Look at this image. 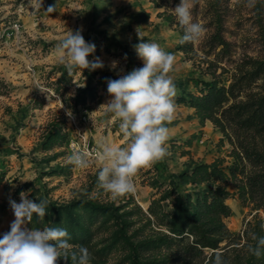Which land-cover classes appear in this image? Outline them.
I'll use <instances>...</instances> for the list:
<instances>
[{
    "label": "rangeland",
    "instance_id": "374dc122",
    "mask_svg": "<svg viewBox=\"0 0 264 264\" xmlns=\"http://www.w3.org/2000/svg\"><path fill=\"white\" fill-rule=\"evenodd\" d=\"M47 2L54 10L48 21L38 22L33 15L42 9L37 7L38 0H8L12 5L11 18L18 15L16 11L21 4L22 24H26L24 16L29 15L36 27L23 24L33 49L31 55L23 46L12 43L0 55V237L10 231L14 220L9 200L19 203L23 191L34 201L41 198L49 201L45 217L41 219L34 214L25 227L67 229L73 248L84 246L91 253L89 264H171L178 261H163L162 257L169 253L165 244L139 243L157 229L166 231L165 226L149 221L147 207L168 188L171 195L158 205L171 212L177 194L185 198L189 193L192 202L208 185L218 188L230 206V214L223 220L232 235L240 236L239 243L233 240L234 247L245 241V229L255 234L256 223L264 217V211L244 190L242 165L248 169L251 163L244 159L238 164L235 151L239 148L234 149V141L239 132L244 142L264 148V133L236 132L228 127V136L209 118L202 119L188 100L181 99H188V93L200 94L214 81L203 62L213 29L208 0H189L193 22L202 23L206 33L200 41L191 42L188 53L179 48L182 34L174 8L180 1L166 0L165 7L154 6L150 0ZM223 2L227 7L223 11L222 31L229 50L219 58L220 65L211 67L216 74L222 66L232 69L247 56H264L258 34L259 23L264 22L263 9L258 15L257 7H247L246 0ZM61 13L70 19L56 24ZM69 29H82L85 41L95 45L88 59L99 58L104 65L93 71L83 70L87 87L84 101L76 100L84 87L78 88L72 82L83 81L80 70L68 74L57 61V47ZM138 33L146 42H155L175 56L169 73L177 89L175 119L167 125L170 129L167 156L141 169L135 177V193L114 203L97 187L95 166L80 169L65 163L70 154L67 143L74 136V119L83 128L87 145L94 149L102 141L121 144L119 122L113 123L110 117L102 115L99 107L111 98L107 93L108 79H118L143 66L134 47L141 42ZM206 56L215 57L213 52ZM30 58L35 62L32 69L27 67ZM113 61L117 62L115 68ZM229 78L230 73L223 72L215 77V82L227 85ZM257 83L261 80L252 84L254 88ZM204 165L209 169L206 178L200 172V166ZM171 247L175 252L177 244ZM235 253L236 250H230L231 255ZM254 261L264 264V250L261 258ZM57 264L66 262L61 258Z\"/></svg>",
    "mask_w": 264,
    "mask_h": 264
},
{
    "label": "clouds",
    "instance_id": "9594fccd",
    "mask_svg": "<svg viewBox=\"0 0 264 264\" xmlns=\"http://www.w3.org/2000/svg\"><path fill=\"white\" fill-rule=\"evenodd\" d=\"M255 3L256 0H246L247 7H254ZM191 7L189 0H180L174 8L184 33L180 43L198 42L206 33L202 23L193 22ZM47 10L54 9L49 7ZM81 31L69 29L57 47V61L68 74L74 69L80 70L83 81H72L78 88L86 87L84 69L93 71L104 66L99 58L88 59L95 51V45L86 42ZM138 36L141 42L134 47L143 66L118 79H108L107 93L111 98L99 107L102 115L110 117L113 123L119 122V132L123 136L121 144L102 141L91 152L87 147L73 146L65 159L66 164L75 168L95 166L97 187L114 203L135 193V177L141 169L151 167L167 156L166 144L170 139L167 125L175 119L177 89L169 76L175 56L155 42H146L139 33ZM116 64L113 61L112 67ZM19 195V203L9 200L14 220L10 231L0 237V264H57L61 258L66 264L69 261L71 264H89L91 253L84 246L74 249L67 229L25 227L32 222L34 214L41 219L45 217L49 201L46 198L34 201L23 191ZM251 240L255 243H249L247 251L260 258L264 236L252 234ZM209 259L210 264H224L223 251L216 250Z\"/></svg>",
    "mask_w": 264,
    "mask_h": 264
},
{
    "label": "trees",
    "instance_id": "16d2710c",
    "mask_svg": "<svg viewBox=\"0 0 264 264\" xmlns=\"http://www.w3.org/2000/svg\"><path fill=\"white\" fill-rule=\"evenodd\" d=\"M150 1L154 6L165 7L166 0ZM179 1L175 0L177 3ZM223 1L208 0L207 2L213 20V29L209 35L210 46L206 55L213 52L215 57L212 59L205 55L203 62H206L205 70L211 73L214 81L207 84V89L200 94L188 93V99L184 97L181 99L188 100L202 119L209 118L228 136H230L228 127L235 129L236 132L252 131L254 134L262 135L264 133V56H247L237 61L232 69L222 66L218 74L211 68L213 65H220L219 58L229 50L228 41L222 31L223 11L227 7ZM255 6L256 13L261 15V9L264 11V0H256ZM167 15L172 17L171 13ZM178 27L183 36V29L179 24ZM258 34L264 46L263 21L259 23ZM179 48L188 53L192 49V43L179 42ZM223 72L230 73L229 82L227 85H217L215 77ZM259 80L261 83H257V87L254 88L252 84ZM259 85L262 88H259ZM86 88L79 91L76 100L84 101ZM239 135L238 132L234 141V149L239 148L235 151L236 161L240 164L246 159L251 163L248 169L245 164L242 165L243 187L251 199L256 201V205L264 211V148L259 149L257 145H251L250 141L244 142ZM206 167V165L200 166V172L203 174L201 176H205L204 178L208 177L209 169L207 170ZM195 172L192 173L195 174ZM171 193V189H164L160 197L154 198L147 207L149 221H155L159 227L165 226L167 232L157 229L147 239L140 241L141 245L165 244L169 253L162 257L163 261H178L171 264H210V255L218 249L223 251L224 264H263L260 261H254L261 257L257 258L247 251V245L255 243L251 240L252 235L248 233V230L244 231L245 241L239 247H234L236 245L233 244L235 243L233 240L237 239L236 243H239L240 236L232 235L223 220L224 217L229 216L231 209L218 188L208 185L199 191L192 202L189 193L185 198L177 194L173 201L174 209L169 212L161 209L158 204ZM255 234L258 237L264 236V217L256 223ZM223 240L227 241L221 245L220 242ZM173 243L177 244L175 252L171 247ZM207 248L211 249L209 253H206ZM232 249L236 250V253L231 255ZM243 249L244 251H241ZM137 254L136 250L135 255Z\"/></svg>",
    "mask_w": 264,
    "mask_h": 264
},
{
    "label": "built area",
    "instance_id": "2783aa9c",
    "mask_svg": "<svg viewBox=\"0 0 264 264\" xmlns=\"http://www.w3.org/2000/svg\"><path fill=\"white\" fill-rule=\"evenodd\" d=\"M11 3H8V0H0V55L4 54L5 48L11 44L12 45H19L23 46V49L28 51L31 55L33 52V49L31 48V45L28 43L29 40V35H25V32L23 30V24L20 20V12L24 7L21 4H18L20 8L16 11L17 16L11 18L10 11L11 8ZM37 7H41V10H38L36 14L34 15V19L38 22H46L48 21V17L50 16V13L47 9L50 6V4L47 2V0H40V4L38 3ZM7 38H10L8 41ZM35 65V62L30 58L29 64L27 67L29 69H32ZM72 122H74L75 125V131H74V136L70 137L67 147L69 150L73 146L80 148V147H87L88 150L91 152L94 150L92 146L87 145L86 143V135L85 132L77 122H75L74 119H72Z\"/></svg>",
    "mask_w": 264,
    "mask_h": 264
},
{
    "label": "crops",
    "instance_id": "0c3cea01",
    "mask_svg": "<svg viewBox=\"0 0 264 264\" xmlns=\"http://www.w3.org/2000/svg\"><path fill=\"white\" fill-rule=\"evenodd\" d=\"M66 13H67V12H66ZM62 16H65V14H63V13L58 14V19H59V20L56 22V24H60V22H64V21L70 19V18H69V19H65V18L62 17ZM24 19H25V22H26L27 25H30V26L32 25V26H35V27H36V25L34 24L32 18H31L29 15H25V16H24ZM24 19H23V20H24ZM26 19H27V20H26ZM23 24H25V23H23ZM26 24H25V26H27Z\"/></svg>",
    "mask_w": 264,
    "mask_h": 264
}]
</instances>
